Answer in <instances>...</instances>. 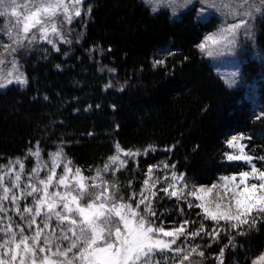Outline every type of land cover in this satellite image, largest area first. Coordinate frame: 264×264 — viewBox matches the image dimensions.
I'll list each match as a JSON object with an SVG mask.
<instances>
[{
	"label": "trees",
	"instance_id": "16d2710c",
	"mask_svg": "<svg viewBox=\"0 0 264 264\" xmlns=\"http://www.w3.org/2000/svg\"><path fill=\"white\" fill-rule=\"evenodd\" d=\"M86 5L91 20L72 28V43L29 55L28 85L0 92L1 163L36 145L48 152L64 140L68 156L85 170L103 164L118 143L125 150L154 149L140 160L143 169L167 161L204 184L236 171L225 158L231 135L242 134L252 155L264 156V82L262 116L253 118L245 88L227 87L199 49L217 21H196L192 11L173 20L168 11L153 14L142 0H86ZM258 29L256 42L264 51V18ZM166 45L174 51L153 66L154 52ZM261 70L250 60L242 72L252 80ZM254 163L260 167L264 161ZM156 202L161 220L172 214L199 220V210L182 201ZM238 240L237 252L245 260L263 245L264 226ZM208 241L205 253L213 264L224 243ZM226 251L229 264L232 255Z\"/></svg>",
	"mask_w": 264,
	"mask_h": 264
},
{
	"label": "snow or ice",
	"instance_id": "6c2138e0",
	"mask_svg": "<svg viewBox=\"0 0 264 264\" xmlns=\"http://www.w3.org/2000/svg\"><path fill=\"white\" fill-rule=\"evenodd\" d=\"M144 2L150 5L153 0ZM202 2L224 16V23L217 33L207 36L199 45L201 51H205L209 41L231 51L242 34L254 40L250 21L264 18V0ZM85 4L86 0H0V17L10 18L7 26L0 23V31L8 41L0 39V89L9 84L28 83L14 56L25 43L42 41L56 51L60 50L57 42L71 44L62 31V24H71L74 18L81 17ZM150 10L155 14L163 9L152 7ZM90 11L91 7L87 6L83 14L86 16ZM6 64L10 65L7 69ZM235 83L233 80L228 86ZM244 139L233 136L226 142L235 150L226 153L227 159L248 165L238 174L222 176L211 185L189 188V182L183 173L174 170V164H163L164 169L171 168V175L163 178L153 173L160 165H150L143 187L133 191L128 199L120 194L117 181L105 177L109 172L115 176L128 166L129 159L142 153L125 150L118 143L114 154L92 176H85L79 167L73 168L62 149L50 155V162L43 160L40 150L30 151L36 164L28 169L27 182L23 180V160L17 158L6 165L0 164V264H202L204 251L199 244H188L189 239L195 240L204 233L215 242L225 230L223 225H228L237 235H244L240 231L244 225L252 228L264 219V164L258 167L253 162L264 161V156L248 154L247 145L242 143ZM152 150L149 147L147 151ZM41 172L46 175L41 177ZM6 177L8 183H5ZM165 181V186L157 191V185ZM158 192L183 201L189 208H199L197 215L203 217L199 227L189 232L188 225L196 221L185 219L178 227L165 228L163 221L157 224L156 219H150L157 217L153 200ZM29 197L31 203L26 202L21 208L20 202ZM180 210L183 212V208ZM9 212L19 216L23 223L16 222ZM38 218L41 219L38 221ZM203 221H212L215 227L208 231ZM181 237L184 240L178 244ZM193 255L201 260L194 261ZM223 256L224 248H221L216 257L218 264H223ZM252 264H264V255H259Z\"/></svg>",
	"mask_w": 264,
	"mask_h": 264
},
{
	"label": "rangeland",
	"instance_id": "374dc122",
	"mask_svg": "<svg viewBox=\"0 0 264 264\" xmlns=\"http://www.w3.org/2000/svg\"><path fill=\"white\" fill-rule=\"evenodd\" d=\"M142 2L145 4L144 0H142ZM87 6L88 5L85 4L84 9L82 10V16L81 17L74 18L71 24H67V23L62 24V31L67 38H68L70 32L72 31V28L77 23H81V22L86 23V22H89L91 20L90 12H88L86 16L83 14V12L87 10ZM145 6H147V8L149 10L152 7H156L158 9H163V10H160L158 12L168 11L173 20H178L181 18V15L183 13L192 11L193 15L195 16L196 21H199V22H207L210 20L217 21L215 28L213 30L205 33L202 36L199 45L201 43L205 42V39L207 36L217 33L220 30L222 24L224 23V16H222L215 8H209L207 6V4L202 2V0H191L190 3L188 2V0H153L152 4H150V5L145 4ZM202 9H203V11H202ZM9 19H10L9 17H0V23L7 26L9 24ZM58 19L62 20V17H60ZM260 19L261 18L258 17L254 21H250V23L253 25L252 30L255 33L254 40H249L242 34L239 37L237 45L231 51H229L226 48L221 49V47L219 45H213L212 42H210V41L206 44L205 51L200 50L201 53L204 55V57L212 65L215 73L225 82V84L227 86L230 83H232L233 80L236 81L234 86H232V87L228 86L229 88H236L239 86L245 88V99L248 102H250V104H251V110H252V117L253 118H257V117L262 116V112L260 110V104H259V88H260V84L264 82V51L258 46V44L256 42V35L258 33V30H259L258 29V22L260 21ZM229 22H231L230 18H229ZM0 39H2L4 42H8L7 37L4 35L3 31H0ZM52 39L55 40L56 38L52 37ZM58 43L59 42H57V44ZM48 47L53 48L52 45L47 44V43L42 42V41L38 42V43H33L31 45L25 43V45L23 47L19 48L17 50V52L14 54L15 58L17 59L19 65H20V71H22L24 73L25 77L27 78V81H28V77H27V74L25 71V64H24L25 58H28L29 55H31L35 52H45L44 49H47ZM0 50H2V49H0ZM173 51H174V48L171 47V45H166L165 47H162V48L156 50L154 52V54L152 56V60H151L153 66L157 67L159 65H162L164 63L165 58L169 54H171ZM209 51L212 52V55L208 54ZM250 60L257 61L261 65V68H262V70L259 71V73L257 74L258 76H256L252 80L246 79V76H244L243 72H242L243 71V65L246 64ZM4 67L7 69L10 67V65L6 64V65H4ZM27 85H28V83L26 85L9 84L6 88L0 89V92L5 91L10 86H17L20 88H24ZM233 136H243V135L242 134H234V135L229 136V139ZM243 137H245V136H243ZM242 143L247 145L246 151L248 152V154L252 155L251 147L248 144V138L245 137V139L242 141ZM68 145H69L68 142L62 140V141L54 144L55 148L53 150L48 151V152H44V150L41 149L38 145H36L34 148L27 151L22 157L19 158V159L23 160V162L25 163V176L23 177L24 182H27L28 169L32 168L36 164L35 157L30 155V151L35 152L37 150H40L41 157L43 158V160L45 162H50V160H49L50 155L52 153L56 152L57 150L62 149L65 158L72 162V167L73 168L79 167L74 163V161L66 153V147ZM227 148H228L227 153H229V154H231L235 151L234 149H231L228 146H227ZM147 150L148 149H146V150H133V151H139L142 154L140 156L133 158V159H129L128 160V166L126 168L122 169L120 172H118L115 176H113L112 173L109 172L105 177L106 179H109L112 181H117L120 184V187H121L120 194H122L125 197V199H128L129 195L133 191H139L143 187V181L147 178V176L145 174L147 172L148 167L143 169L140 165V160L142 158H145L149 154L150 151H147ZM114 151H115V149L113 150V153L111 155L114 154ZM145 152H147V154H144ZM121 158L122 159H128L127 157H123V156ZM225 158L228 162H232V163L236 164V171L230 172V173L225 174V175H221L215 181H218L219 178L222 176H230L232 174H238L241 170H245L248 168V165L242 161H229L227 159V157H225ZM16 159L17 158H12V159L8 160L7 162H2V163L0 162V164L6 165L9 161H15ZM107 159H108V157H107ZM107 159L103 162V164L107 161ZM164 163L168 164L167 161H159L156 164H154V165H160L159 169H156V168L153 169L154 176L163 178L165 175H168V176L171 175V168L170 169H164L163 168ZM103 164H101L99 166H95V167H88V168H85V170L82 169L81 167H79V168H81V170L83 171L85 176H92L95 174L96 168L102 167ZM168 165L171 166L170 164H168ZM61 172H62V167L57 170V174L59 175ZM177 173L179 174V172H177ZM44 175H46V173L41 172V177H43ZM184 177H185V180L189 182V188H191L194 185L195 186L211 185L213 182H215V181H213L212 183L201 184V183L194 181V179L190 176H187L184 174ZM129 181H131V186H129ZM5 183H8L7 177L5 178ZM166 183H167V181H165L164 183L158 184L156 190L158 191L159 188L164 187ZM160 197L161 198L167 197L168 199H170L172 201H178L175 198H169L163 192H158L157 198L153 200V207L154 208H155V204L157 203L156 200L160 199ZM213 199H215V196H213ZM31 200H32L31 197H29L27 201L22 200L20 202L21 208H23V206L26 202L31 203ZM132 203H133V205H135L136 202L133 200ZM193 203H197V202L195 200H193ZM6 206L11 207L10 202H6ZM187 208H189V207L187 206ZM192 208L198 209L199 210L198 213H200L199 208H196V207H192ZM142 209H143V206H141V210ZM189 209H191V208H189ZM155 210H156V208H155ZM9 215H12L16 222L23 223L22 221H20L19 216H16L13 212H9ZM170 215L171 214H169V216ZM159 216H160V214H157L156 218L150 217V219H156L157 224H160L161 221H163L165 228L178 227L179 224L183 221L182 219L178 220L177 216H174V214H172L169 218H166L164 220H161L163 216H160V217ZM197 217L199 220L196 221L197 223L193 224L194 225L193 229L198 228L199 227L198 222H200L203 219V217L200 215H197ZM39 219H41V218H38V221H39ZM203 222L206 225V228L208 231H211V229L213 227H215V224L212 221H203ZM52 223H53V225H55V223H56L55 220H53ZM221 223L223 225V222H221ZM261 226H264V219L259 220L256 223L255 227H252V228H249L248 225H244L240 229V231H243L245 234L244 235H237V232L235 230L229 229L228 225H223V228L225 230L220 232L219 238L217 239V241L224 243V245H223V248H224L223 264H225L224 262L226 259L227 248L230 251L229 254L232 255V258L230 259L231 262L229 264H252V262L254 260H256L259 255H264V241H263V245L261 246V248L252 251L250 253V255L245 260L243 257L240 256V253L237 252V245L239 243L238 239L246 237L248 235L249 231H251L252 229H257L258 227H261ZM191 227H192V224L188 225L187 230L189 232L193 231L191 229ZM222 237H225V241L223 240ZM209 238H211V237L206 235L204 238V241H203V238H198V237H196L195 240L189 239L187 241L188 244H199L201 246V250L204 251V258H203L202 264H211L210 257L207 256L205 253V250L207 249L208 245L210 244L208 241ZM221 238H222V240H221ZM230 239H233V244H231V245H229ZM183 240H184V238L181 237V240L178 241L177 243L180 244L183 242ZM206 241L208 242V244L205 243ZM225 245H228V247H225ZM167 255H170V254H167ZM192 259L194 261L201 260V258L199 256H196V255H193ZM169 264H171V262H169ZM186 264H187V262H186ZM213 264H218L217 259L215 262H213Z\"/></svg>",
	"mask_w": 264,
	"mask_h": 264
}]
</instances>
